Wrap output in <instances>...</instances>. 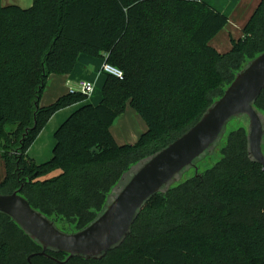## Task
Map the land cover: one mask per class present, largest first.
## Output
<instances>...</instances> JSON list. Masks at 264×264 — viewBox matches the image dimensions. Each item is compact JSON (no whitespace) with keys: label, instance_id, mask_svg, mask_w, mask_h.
Instances as JSON below:
<instances>
[{"label":"trees","instance_id":"16d2710c","mask_svg":"<svg viewBox=\"0 0 264 264\" xmlns=\"http://www.w3.org/2000/svg\"><path fill=\"white\" fill-rule=\"evenodd\" d=\"M226 22L203 0L0 2V194L20 190L64 232L90 224L124 173L195 124L264 51V0L220 54L208 42ZM80 54L102 58L122 79L106 75L101 101L73 111L53 134L51 158L38 164L27 151L48 120L87 99L69 92L38 106L48 77L71 73ZM127 105L146 131L118 145L110 127ZM254 108L264 114V89ZM219 155L151 197L101 259L58 263L67 254L47 251L28 261L41 247L0 214V264H264V169L248 157L245 127L228 133Z\"/></svg>","mask_w":264,"mask_h":264},{"label":"water","instance_id":"95a60500","mask_svg":"<svg viewBox=\"0 0 264 264\" xmlns=\"http://www.w3.org/2000/svg\"><path fill=\"white\" fill-rule=\"evenodd\" d=\"M264 89V51L250 60L235 76L222 96L213 102L199 120L166 147L139 161L122 175L107 196L102 211L86 227L64 232L55 222L33 209L20 196V190L0 194V214L12 222L47 251L67 254L85 260L103 258L128 236L131 226L146 202L158 193H166L184 172L197 170L196 163L212 153L232 118L246 123L248 157L264 168L262 142L264 114L254 103Z\"/></svg>","mask_w":264,"mask_h":264},{"label":"crops","instance_id":"0c3cea01","mask_svg":"<svg viewBox=\"0 0 264 264\" xmlns=\"http://www.w3.org/2000/svg\"><path fill=\"white\" fill-rule=\"evenodd\" d=\"M33 0H0L2 6L16 5L27 9ZM207 5L227 18L226 25L209 42V46L220 54L227 53L232 47V40L242 37V30L261 0H203ZM104 64L102 58L80 54L71 73L50 75L46 87L39 99L38 106L45 107L69 92L78 91L80 82L93 86V92L87 99L56 112L30 145L27 155L36 163L46 162L52 156L53 134L59 125L83 104L97 105L101 101V89L106 75L101 73ZM146 131L145 122L129 107L110 127V133L118 145L134 144ZM5 177L4 163L0 155V182Z\"/></svg>","mask_w":264,"mask_h":264},{"label":"rangeland","instance_id":"374dc122","mask_svg":"<svg viewBox=\"0 0 264 264\" xmlns=\"http://www.w3.org/2000/svg\"><path fill=\"white\" fill-rule=\"evenodd\" d=\"M240 127H246V123H245L243 118H241V117L237 118L236 117V118H232L229 120V122L227 123V125L224 129V132H223L222 137L219 141V144L216 146L215 150L212 153H210L209 155H206L205 157H203L201 160H199L196 163L197 170H199V173H201L205 169L210 168L211 166L214 165V163H216L218 161V159L220 158L219 148L224 144L226 136L228 135L229 132H231L237 128H240ZM127 145H130V144H127ZM262 151L264 153V138H263V142H262ZM48 160H46V161H48ZM197 170L195 172H193V169H191V170L184 172L183 175L181 176L180 180L177 183H179L182 180H185V179L189 178L190 176L194 175V173H196ZM57 174H58V172L56 171V172L49 174L48 177L51 178Z\"/></svg>","mask_w":264,"mask_h":264},{"label":"built area","instance_id":"2783aa9c","mask_svg":"<svg viewBox=\"0 0 264 264\" xmlns=\"http://www.w3.org/2000/svg\"><path fill=\"white\" fill-rule=\"evenodd\" d=\"M101 73H103L104 75H110V76L116 77L118 79H122V72L120 70L116 69L115 67H113L109 64H106V63L103 64V66L101 68ZM75 92H80V93H82L88 97L93 92V86L87 82H80L79 86H78V91H75Z\"/></svg>","mask_w":264,"mask_h":264}]
</instances>
